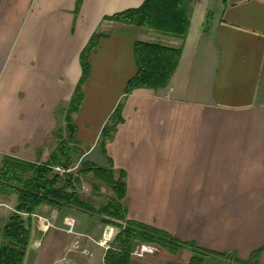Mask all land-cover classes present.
<instances>
[{"label": "crops", "instance_id": "1", "mask_svg": "<svg viewBox=\"0 0 264 264\" xmlns=\"http://www.w3.org/2000/svg\"><path fill=\"white\" fill-rule=\"evenodd\" d=\"M144 0H0V158L45 164L67 141L64 110L90 55L83 102L73 115L79 161L125 175L126 218L181 244L264 264V0H194L187 37L103 21ZM136 42L182 46L169 84L125 96ZM123 122L105 142L118 105ZM73 149V148H72ZM5 198L11 203L5 201ZM17 197L0 191L2 230ZM99 209L39 207L29 219L22 264H104L99 241L110 218ZM119 223V222H117ZM121 224V223H119ZM193 253L163 249L130 264H189Z\"/></svg>", "mask_w": 264, "mask_h": 264}, {"label": "trees", "instance_id": "2", "mask_svg": "<svg viewBox=\"0 0 264 264\" xmlns=\"http://www.w3.org/2000/svg\"><path fill=\"white\" fill-rule=\"evenodd\" d=\"M80 1V0H79ZM194 0H144L136 9L126 10L103 21L122 25H133L159 34L184 40L190 28L191 6ZM105 34L95 33L80 55L81 77L73 95L64 110V120L68 133L67 141L60 142L45 164H32L13 158L3 157L0 162V191L5 195L17 197L14 212L11 213L2 230L0 244V264H22L30 239L29 219L36 210L47 205L55 209L73 207L91 211L89 204L78 195L80 178L92 175L95 181L103 183L111 196L98 213L119 228L110 248L106 251L104 264H130L131 252L136 245H154L170 254H176L184 247L192 250L189 264H216L217 260H229V256L204 252L193 244H181L171 235L151 226L127 220L123 205L126 196L125 175L118 176L111 166L99 168L89 162H81L76 174L67 172L73 166L70 144L74 140L75 125L73 115L83 102V87L90 74V55ZM182 46L169 47L157 43L136 42L133 58L135 75L128 81L124 95L139 89L158 90L166 87L177 69ZM122 104L118 105L101 133L103 144L123 122ZM61 169L60 174L55 169ZM96 189L98 187L93 186ZM121 224H119V223ZM260 251L255 252L248 261L232 260V264H258Z\"/></svg>", "mask_w": 264, "mask_h": 264}, {"label": "rangeland", "instance_id": "3", "mask_svg": "<svg viewBox=\"0 0 264 264\" xmlns=\"http://www.w3.org/2000/svg\"><path fill=\"white\" fill-rule=\"evenodd\" d=\"M72 148H73V152H72V163H73L72 166L73 167L67 172L76 174L77 169L79 168L81 163L79 161L78 149H76L74 146H72ZM1 160L2 158H0V162ZM55 171L60 174L64 173L63 170L58 169V168H56ZM80 181L81 183L77 191L82 201L89 204L92 209H97V210L107 204L108 199L111 196V191L103 183L95 181L92 175L82 176L80 178ZM95 185L98 187V189L96 190L93 187ZM9 200L5 198V201L8 203V206H9V203H11ZM7 212L12 213L9 210ZM216 264H227V262L225 263L223 261H217Z\"/></svg>", "mask_w": 264, "mask_h": 264}, {"label": "built area", "instance_id": "4", "mask_svg": "<svg viewBox=\"0 0 264 264\" xmlns=\"http://www.w3.org/2000/svg\"><path fill=\"white\" fill-rule=\"evenodd\" d=\"M117 234V229L114 227H108L103 232L102 237L99 241L92 240L89 236L77 234L74 241L72 242L71 249L74 252H77L87 258H92L93 253L88 248L84 247L81 244V239L85 238L89 241L95 243L98 246L103 247L106 251L110 248L111 243L113 242ZM159 248L154 245H145L139 244L136 245L134 250L131 252V257H143L145 255H155L158 252Z\"/></svg>", "mask_w": 264, "mask_h": 264}]
</instances>
